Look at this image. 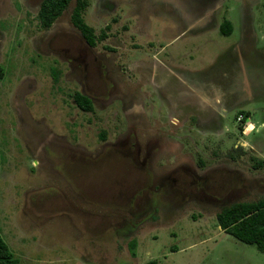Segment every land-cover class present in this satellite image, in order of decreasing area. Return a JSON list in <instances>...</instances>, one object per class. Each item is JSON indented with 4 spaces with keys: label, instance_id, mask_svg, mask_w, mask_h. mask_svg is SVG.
<instances>
[{
    "label": "rangeland",
    "instance_id": "obj_1",
    "mask_svg": "<svg viewBox=\"0 0 264 264\" xmlns=\"http://www.w3.org/2000/svg\"><path fill=\"white\" fill-rule=\"evenodd\" d=\"M41 1L0 0V236L17 264H264V254L220 230L218 209L166 210L174 196L165 194L160 203L148 194L147 168H138L143 145L156 143L162 157L152 164L157 178L170 169L182 175L217 164L210 186L214 196H231L225 206L264 198V90L228 111L216 131L174 132L164 125L171 114L155 108L142 86V66L160 43L164 59L169 53L171 64L195 69L235 57L234 44L241 42L264 83V0H237L243 15L237 9L228 14V37L210 25L184 33L176 14H155L165 10L148 0H88L83 21L95 36L105 34L94 47L70 23L74 2L40 30ZM185 3L191 8L199 0ZM149 9L155 13L144 14ZM110 86L113 107L95 102L84 113L72 101L79 92L103 102ZM127 129L142 144L138 157L115 144ZM186 132L191 139L180 138ZM226 166L244 178L228 183ZM140 215L145 225L130 237ZM128 240L136 243L135 258Z\"/></svg>",
    "mask_w": 264,
    "mask_h": 264
},
{
    "label": "flooded vegetation",
    "instance_id": "obj_2",
    "mask_svg": "<svg viewBox=\"0 0 264 264\" xmlns=\"http://www.w3.org/2000/svg\"><path fill=\"white\" fill-rule=\"evenodd\" d=\"M148 2H155L156 5L163 7L165 12L155 13L154 10L151 11V9H149L148 11L150 12H145L144 14H151V12L165 16L176 14L178 19L183 23L184 33H190L191 28H194L196 25L199 26L200 30L208 28L210 25V27L217 29L219 33L222 22L228 19V14L232 13L234 9L241 11V17L243 15V7L240 5L237 6V0H199L198 5H193L194 7L192 6L191 8L186 5L185 0H148ZM230 2L232 4H230ZM188 5H190V3H188ZM171 9L174 11H170ZM220 9H222V11H220ZM241 17L239 18V29H242ZM192 18L197 22L190 21L193 20ZM161 44L162 43L158 44V51L155 53L156 56L146 61L142 66V73L147 74V82L145 84L142 81V86L145 87L147 85V91L149 90L148 94H153L152 96L154 98H151L155 100V108H162V113L169 112L171 114L164 125L170 129L173 128L172 130H174V132L177 130L199 131L201 129L216 131L221 127L222 120H224L228 111H236L242 108L244 103L255 100L259 89L264 90V83L261 82V77L258 75L253 62L246 58V50H241V42L234 44L233 49L238 53L235 57L231 56V58H229L225 56L218 62L214 61L215 63L210 65L206 62L207 64L205 66L202 65L195 69L187 66L178 67L171 64L175 61L172 60L169 53L166 59H164L161 53L164 51L166 53V50ZM246 47L247 50H251V54L253 55L252 47ZM192 58H190L188 62H194ZM249 62L251 63L249 64ZM120 73L124 74L123 71H120ZM83 89L85 90V87H83ZM107 93V96H104L107 99L105 98L106 100L103 102L100 101V98L86 97L91 100L93 105L95 102L101 103L102 108L106 105H109V107L115 106L117 100L113 101L114 96L112 95L113 91L111 86L107 89ZM80 94L85 96L83 93ZM142 96L147 98V92L142 91ZM207 101L211 102L212 106H209ZM164 105L165 107H163ZM122 107L123 105L121 104V108ZM180 138L183 140L187 138L191 139L188 132ZM138 142L137 138L127 129L126 134L122 135L121 138H117L115 144L120 148L126 146L128 151H132L138 157L140 154L139 147H142V144ZM115 144L109 147L112 151H117ZM105 146H107V144ZM143 149L142 165L138 168H147L146 170L149 178V186L147 187L148 194L156 195L160 203L163 202V199L159 197L165 196V194L174 196L171 198L174 203H170L168 206L164 205L166 210L181 209L184 206L190 205L200 208L203 205L211 209H218L220 212L222 209L231 206L224 205L231 199L230 195L225 198L226 200H223V197L214 196L216 194L212 191L214 189L210 186L212 172L219 169L217 164L205 167L204 169L195 166V170L190 168V170L183 172L182 175L170 169L166 174L163 173V176L157 178L152 169V164L153 161L155 162L158 158H162L158 157L160 146L156 143L149 144V142H147L143 145ZM148 153L151 155H147ZM168 157L169 156H163L165 162L169 161ZM235 160L238 161L237 159ZM163 169L164 168H161V170ZM225 171L229 175L225 173L228 176L227 179L231 180L228 182L230 184L233 181L237 182L244 178L243 174L238 170L227 168L226 166ZM254 182L255 180L250 181L251 184ZM246 183L248 182L246 181ZM175 196L177 198H175ZM146 204H148V202ZM128 205L130 204L128 203ZM153 207H156L159 211L161 206L156 204ZM129 216L133 217L136 216V214L130 211ZM137 220H139V222H137L136 227L134 226L135 224L132 223L133 227L129 230V235L134 234L138 226L140 227L142 215L137 216ZM127 222L128 220H123L121 227H125Z\"/></svg>",
    "mask_w": 264,
    "mask_h": 264
},
{
    "label": "trees",
    "instance_id": "obj_3",
    "mask_svg": "<svg viewBox=\"0 0 264 264\" xmlns=\"http://www.w3.org/2000/svg\"><path fill=\"white\" fill-rule=\"evenodd\" d=\"M74 2V7L70 14L71 25L80 33L85 44L94 47L97 40H103L105 34L95 36L93 30L83 21V14L89 6L88 0H42L37 14L36 21L40 30H47L64 12L68 5ZM233 28L229 21L224 20L219 28V33L223 37H228ZM5 71L0 65V81L4 78ZM54 72V77H56ZM76 107L85 113L93 111L91 100L75 92L71 96ZM244 115H248L244 113ZM101 141L104 135L100 136ZM262 162H257L256 168L261 167ZM217 226L226 235H229L241 244L252 246L261 254H264V198L255 202H241L222 209L215 216ZM135 241H130L128 249L131 256L135 257ZM0 264H17V260L11 254L8 247L0 236ZM150 264H155L151 262Z\"/></svg>",
    "mask_w": 264,
    "mask_h": 264
},
{
    "label": "crops",
    "instance_id": "obj_4",
    "mask_svg": "<svg viewBox=\"0 0 264 264\" xmlns=\"http://www.w3.org/2000/svg\"><path fill=\"white\" fill-rule=\"evenodd\" d=\"M153 1H158V0H153ZM153 4L156 5L155 2H154ZM207 63H208V65H210V64L215 63V62H207ZM207 103H208L209 106H212V105H211V102L207 101ZM140 224H141V223H140ZM144 225H145V220H142V224L140 225V227L136 230V232H135L134 234H131V235H132V236H133V235L136 236V234H138L140 228H143ZM115 236H116V235H114L113 238H114ZM129 236H130V235H129ZM132 236H130V237H132ZM113 238H112V239H113ZM131 241H132V240H131ZM133 241H134V240H133ZM87 242L90 243V244L94 243V242H90V241H87ZM129 242H130V241L128 240L127 243H129ZM95 244H97V240H95ZM96 247H97V246H96ZM84 257H85L86 259H88L87 256L84 255ZM132 258H135V257H132Z\"/></svg>",
    "mask_w": 264,
    "mask_h": 264
},
{
    "label": "clouds",
    "instance_id": "obj_5",
    "mask_svg": "<svg viewBox=\"0 0 264 264\" xmlns=\"http://www.w3.org/2000/svg\"><path fill=\"white\" fill-rule=\"evenodd\" d=\"M249 127H251V125H249Z\"/></svg>",
    "mask_w": 264,
    "mask_h": 264
},
{
    "label": "built area",
    "instance_id": "obj_6",
    "mask_svg": "<svg viewBox=\"0 0 264 264\" xmlns=\"http://www.w3.org/2000/svg\"><path fill=\"white\" fill-rule=\"evenodd\" d=\"M239 120H240V118H239Z\"/></svg>",
    "mask_w": 264,
    "mask_h": 264
}]
</instances>
